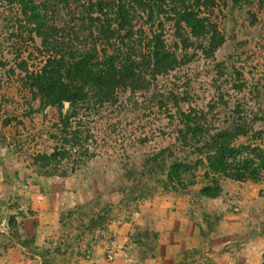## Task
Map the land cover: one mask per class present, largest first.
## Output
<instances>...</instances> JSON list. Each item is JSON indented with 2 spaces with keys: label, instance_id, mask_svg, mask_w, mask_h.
Returning <instances> with one entry per match:
<instances>
[{
  "label": "trees",
  "instance_id": "trees-1",
  "mask_svg": "<svg viewBox=\"0 0 264 264\" xmlns=\"http://www.w3.org/2000/svg\"><path fill=\"white\" fill-rule=\"evenodd\" d=\"M263 7L264 0H0V46L14 51L0 53V68L26 101L59 114L46 131L66 147L36 160L62 165L66 176L117 146L153 145L143 162L146 178L156 176L154 192L216 198L226 180L264 182V85L248 87L232 58L216 57L238 39L235 14L244 11L252 26ZM200 63L212 72L203 92L198 75L184 71Z\"/></svg>",
  "mask_w": 264,
  "mask_h": 264
},
{
  "label": "rangeland",
  "instance_id": "rangeland-1",
  "mask_svg": "<svg viewBox=\"0 0 264 264\" xmlns=\"http://www.w3.org/2000/svg\"><path fill=\"white\" fill-rule=\"evenodd\" d=\"M235 21L237 41H227L216 57L232 58L248 87L264 85V7L252 26L244 11ZM7 44L0 53L13 57ZM5 71L0 68V264H264V182L226 180L216 198L154 192L156 176L146 178L143 162L153 145L127 152L117 146L65 176L62 165L36 160L66 147L63 136L46 131L57 110L26 101ZM184 71L198 75L202 92L210 89L212 72L202 63ZM67 109L64 104L62 113Z\"/></svg>",
  "mask_w": 264,
  "mask_h": 264
},
{
  "label": "crops",
  "instance_id": "crops-1",
  "mask_svg": "<svg viewBox=\"0 0 264 264\" xmlns=\"http://www.w3.org/2000/svg\"><path fill=\"white\" fill-rule=\"evenodd\" d=\"M3 254V253H2ZM5 254V253H4ZM16 255H17V253H16ZM10 256H14V258H17V257H15V255H12V253H11V255Z\"/></svg>",
  "mask_w": 264,
  "mask_h": 264
},
{
  "label": "built area",
  "instance_id": "built-area-1",
  "mask_svg": "<svg viewBox=\"0 0 264 264\" xmlns=\"http://www.w3.org/2000/svg\"><path fill=\"white\" fill-rule=\"evenodd\" d=\"M109 259H110V260H112V259H113V257H112V256H110V257H109Z\"/></svg>",
  "mask_w": 264,
  "mask_h": 264
}]
</instances>
